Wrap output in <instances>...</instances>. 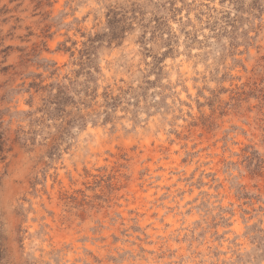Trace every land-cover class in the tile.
Listing matches in <instances>:
<instances>
[{
	"label": "rangeland",
	"instance_id": "374dc122",
	"mask_svg": "<svg viewBox=\"0 0 264 264\" xmlns=\"http://www.w3.org/2000/svg\"><path fill=\"white\" fill-rule=\"evenodd\" d=\"M0 264H264V0H0Z\"/></svg>",
	"mask_w": 264,
	"mask_h": 264
},
{
	"label": "bare ground",
	"instance_id": "6f19581e",
	"mask_svg": "<svg viewBox=\"0 0 264 264\" xmlns=\"http://www.w3.org/2000/svg\"><path fill=\"white\" fill-rule=\"evenodd\" d=\"M164 174V173H163ZM166 177V176H165ZM154 180V179H153ZM160 182V181H159ZM136 183V182H135ZM155 184V183H154ZM133 188V187H132ZM212 189V188H211ZM140 195V194H139ZM142 195H143V193H142ZM147 197V196H146ZM150 199V198H149ZM139 201H140V199H139ZM141 202V201H140ZM148 205V204H147ZM136 206V205H135ZM144 206V205H143ZM146 208V207H145ZM159 211V210H158ZM164 211V210H163ZM146 213V212H145ZM126 215V214H125ZM144 226V225H143ZM160 226V225H159ZM146 229V228H145Z\"/></svg>",
	"mask_w": 264,
	"mask_h": 264
}]
</instances>
